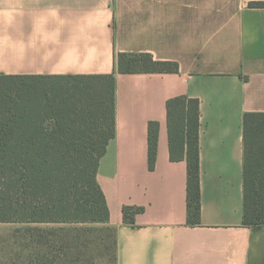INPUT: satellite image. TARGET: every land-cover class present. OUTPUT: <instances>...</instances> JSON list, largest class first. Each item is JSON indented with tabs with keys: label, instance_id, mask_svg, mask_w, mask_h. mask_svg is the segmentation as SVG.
<instances>
[{
	"label": "crops",
	"instance_id": "0c3cea01",
	"mask_svg": "<svg viewBox=\"0 0 264 264\" xmlns=\"http://www.w3.org/2000/svg\"><path fill=\"white\" fill-rule=\"evenodd\" d=\"M254 1L264 0H0V74L116 75V135L97 174L114 264H264V226L243 223L244 115L264 112V7ZM120 52L178 71L120 73ZM177 96L200 104L196 225L187 158L170 155L167 101ZM125 206L142 210L126 221Z\"/></svg>",
	"mask_w": 264,
	"mask_h": 264
},
{
	"label": "trees",
	"instance_id": "16d2710c",
	"mask_svg": "<svg viewBox=\"0 0 264 264\" xmlns=\"http://www.w3.org/2000/svg\"><path fill=\"white\" fill-rule=\"evenodd\" d=\"M250 5L264 7V1ZM116 65L120 73L178 71L176 62L145 52H120ZM167 114L171 158H187L188 222L196 225L201 222L199 100L170 98ZM148 131L153 169L158 122L150 121ZM115 135V73L0 74V222L37 226L108 222L110 210L97 174ZM243 185V223L264 226V112L244 115ZM141 210L125 206L124 220L133 221Z\"/></svg>",
	"mask_w": 264,
	"mask_h": 264
},
{
	"label": "rangeland",
	"instance_id": "374dc122",
	"mask_svg": "<svg viewBox=\"0 0 264 264\" xmlns=\"http://www.w3.org/2000/svg\"><path fill=\"white\" fill-rule=\"evenodd\" d=\"M114 255V230L102 223L0 222V264H47L50 260L54 264H114Z\"/></svg>",
	"mask_w": 264,
	"mask_h": 264
}]
</instances>
